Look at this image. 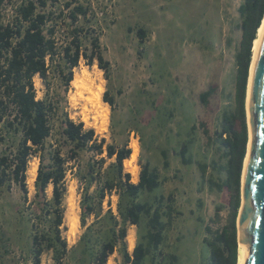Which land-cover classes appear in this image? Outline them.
<instances>
[{
  "label": "rangeland",
  "instance_id": "1",
  "mask_svg": "<svg viewBox=\"0 0 264 264\" xmlns=\"http://www.w3.org/2000/svg\"><path fill=\"white\" fill-rule=\"evenodd\" d=\"M23 1L6 0L0 8L3 23L16 20ZM56 1H50L42 12L53 13L48 27L56 28L57 55L54 61H47L48 86L39 76L34 78V86L38 100L47 99L57 108L45 155L49 158L58 151L68 160L63 226L68 254L63 264H95L100 243L114 228L113 218L120 221V198L114 191L97 206L96 215L87 218L86 226H82L81 203L86 185L81 178L89 179V166L97 167L101 158L106 159L102 172L114 159H108L106 154L96 156L92 152L78 151L76 159L71 160L74 146L62 134L65 117L83 123L86 130L93 129L98 141L105 142L104 149L107 145L117 148L127 145L133 153L132 146L136 143L139 153L134 164L139 168L138 177L132 176L124 164L132 183L139 182L145 165L157 171L160 187L152 193L143 192L137 201L157 207V200L164 197L162 213L172 206L173 214L165 241L158 251L147 256L144 264H202L209 254L204 240L211 239L205 228L209 227L213 233L220 231L233 214L235 193L225 186L228 159L225 149L215 139L222 129L223 116L235 114L237 110L235 55L241 40L239 7L243 0ZM66 3H72V8L83 6L87 16H80L73 24L70 11L65 9ZM77 28L83 30L80 38L88 53H91V40L99 38L100 52L110 64L108 79L96 61L88 66L82 59L73 71L74 76L78 71L87 70L92 80L100 78L102 104L109 114L105 126L85 95L76 96L72 85L69 90L65 87L68 64L63 60V50L71 43ZM140 30L145 32L143 39ZM210 88H215L216 92L208 104H203L200 95ZM106 92L113 109L103 100ZM246 123L250 141L247 111ZM133 133L138 141L132 140ZM0 135L5 137L1 152L14 156L22 139L21 132L7 133L2 124ZM185 144L189 147L187 159L191 164H184L180 156ZM33 164L39 168L37 156L31 159L29 168ZM35 182H31L27 172V202L15 182L0 186V264H33L32 236L36 231L33 226L40 224L35 214L40 216L43 205ZM216 185L223 189L219 190ZM88 194L96 196V184L91 185ZM46 195L51 200L52 187ZM169 196L173 197L172 202L168 201ZM240 199L242 202V181ZM70 208L78 220L74 232L68 220ZM217 212L218 218L215 217ZM163 221L168 222V218L164 217ZM147 222L144 218L141 228L127 226V238L135 236L133 247L126 239L130 254L139 242H146ZM88 227L93 250L85 253L81 238ZM41 264H55L53 254L45 253ZM107 264H124L120 243Z\"/></svg>",
  "mask_w": 264,
  "mask_h": 264
},
{
  "label": "trees",
  "instance_id": "2",
  "mask_svg": "<svg viewBox=\"0 0 264 264\" xmlns=\"http://www.w3.org/2000/svg\"><path fill=\"white\" fill-rule=\"evenodd\" d=\"M6 0H0V8ZM50 1L56 0H24L17 10L15 21L3 23V14L0 10V125H4L7 133L22 134L17 152L13 155L3 154L0 148V186L8 182H15L28 201L27 172L33 157L39 158V168L35 187L37 196L43 198L41 214L35 216L40 222L33 226L36 231L32 236L33 264H41L42 256L51 252L55 264H63L68 254V244L63 237L65 216L64 201L67 194L66 177L68 160L56 151L45 155L46 141L52 136V119L57 112L54 104L47 99L38 100L34 86V78L39 76L45 86H48L49 67L48 59L54 61L57 51L54 35L56 28L48 27L53 13L42 12L48 8ZM72 3H66L65 9L70 11L72 23L78 22L80 16H87V9L81 5L74 8ZM71 9V10H70ZM241 17V40L235 55L236 76V103L235 114L226 113L223 116L222 129L216 135L215 142L223 147L227 156V181L225 186L234 192L233 214L227 226L215 233L209 227L206 232L211 239H205L204 245L208 248L207 260L202 264H238L239 242L237 231V217L241 206L240 189L244 169V162L248 150V127L246 123V95L253 58V44L257 39L258 30L264 20V0H243L239 7ZM83 30H74L73 39L69 46L63 50V60L68 64V74L65 76V87L69 90L74 79V69L83 59L88 66L95 61L101 70L109 77L110 64L100 52L99 38L91 40V53L84 48L80 34ZM140 37L145 38V32L140 30ZM216 92L215 88L200 95L203 104H208L210 97ZM103 100L113 109L112 100L108 92ZM12 109V112H9ZM205 134L209 132L204 130ZM66 141L74 146L71 160H75L78 151L92 152L96 156L106 154L114 163L102 172L106 163L101 158L97 167L89 166L87 178H81L85 183L84 197L81 203V224L86 226L88 217L96 215L97 206L101 205L106 196L116 191L120 198L118 213L120 221L114 220V228L108 232L104 241L100 243V250L95 256V264H107L108 259L116 252L120 243L124 264H144L152 251H158L165 241V233L171 222L173 210L162 213L161 205L165 201L160 197L158 206L139 203L137 200L143 192L152 193L160 187L159 175L156 170L151 171L148 165L143 166L137 184L132 183L130 174L125 173L124 162L132 155L127 145L117 148L98 141L93 129L86 130L83 123H75L68 117L63 121V132ZM212 141V139L210 138ZM5 137L0 135V146ZM189 147L185 144L180 156L184 164H191L187 159ZM167 165V164H166ZM203 175L206 168H202ZM96 184V196H90L88 190ZM52 187V198L47 199V190ZM219 190L223 186L216 185ZM169 196L168 201L172 202ZM125 202V203H124ZM170 205V204H169ZM164 217L168 222H164ZM215 217H219L218 212ZM147 219L146 242H139L132 254L128 252L127 226L141 228L143 219ZM43 227L42 229L40 227ZM39 227V229H38ZM91 228L82 236L81 242L85 244V253L91 252L92 237L89 236ZM176 260V258H174Z\"/></svg>",
  "mask_w": 264,
  "mask_h": 264
},
{
  "label": "water",
  "instance_id": "3",
  "mask_svg": "<svg viewBox=\"0 0 264 264\" xmlns=\"http://www.w3.org/2000/svg\"><path fill=\"white\" fill-rule=\"evenodd\" d=\"M246 111L251 141L243 169L244 206L237 218L238 242L240 236L249 248L246 264H264V34L255 60Z\"/></svg>",
  "mask_w": 264,
  "mask_h": 264
},
{
  "label": "bare ground",
  "instance_id": "4",
  "mask_svg": "<svg viewBox=\"0 0 264 264\" xmlns=\"http://www.w3.org/2000/svg\"><path fill=\"white\" fill-rule=\"evenodd\" d=\"M263 34H264V20L262 22L261 27L258 30L257 39L254 41V44H253V59L251 63L249 83H248V88H247V108L249 106V95H250V88H251L255 60H256V56L259 50V46H260V42L263 37ZM71 85L73 89L76 91V96H81L82 98V96L85 95L87 103H89L90 105H92L93 108L96 109L98 118L101 119L103 126H105V124L107 123V118L109 114H108V108L104 107L102 104L103 84L100 78L96 80H92V78L88 76L87 70L78 71L75 74L74 79L71 82ZM247 115L249 116L248 113ZM250 141H249V146H250ZM132 149H133V153L130 159L125 160L124 164H125V167L128 169L129 173H131L132 176L137 178L139 168L134 163L139 153V147L136 143H134L132 146ZM28 172H29V179H31V182L34 183L37 177L38 166L36 164H33L28 169ZM244 174L245 173H243L242 183L244 180L243 179ZM243 206H244V200H243V186H242V202L239 208V214L242 212ZM68 220L71 223L72 232L76 231V228L78 226L77 225L78 220L74 214L73 208H70V212L68 214ZM127 240H128L130 247H133L135 244V236L129 235ZM239 246H240V250H239L240 257H239L238 264H246V260L249 254V248L242 243L240 236H239Z\"/></svg>",
  "mask_w": 264,
  "mask_h": 264
},
{
  "label": "built area",
  "instance_id": "5",
  "mask_svg": "<svg viewBox=\"0 0 264 264\" xmlns=\"http://www.w3.org/2000/svg\"><path fill=\"white\" fill-rule=\"evenodd\" d=\"M6 2V1H5ZM6 24V23H5ZM132 140L138 141V138L134 137V133L132 134ZM129 148V147H128Z\"/></svg>",
  "mask_w": 264,
  "mask_h": 264
}]
</instances>
